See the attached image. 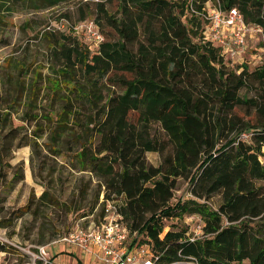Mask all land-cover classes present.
Returning <instances> with one entry per match:
<instances>
[{"label":"trees","instance_id":"trees-1","mask_svg":"<svg viewBox=\"0 0 264 264\" xmlns=\"http://www.w3.org/2000/svg\"><path fill=\"white\" fill-rule=\"evenodd\" d=\"M74 2L77 21L89 19L101 40L67 26L42 35L50 62L45 80L55 86L41 111L40 74L25 83L19 64L0 113V180L10 168L5 147L27 146L22 131L31 123L35 144L43 135L40 117L51 147L66 135L74 166L100 183L101 201L89 209L97 204L95 225L103 202L114 201L129 234L147 245L150 264H264V59L252 67L231 64L206 39L198 15L235 9L244 24L260 29L264 47V0H0V25L12 9ZM21 97L24 110L13 118ZM152 124L161 137L150 133ZM147 152L158 154L155 167L146 164ZM177 178L187 179L185 197L170 203ZM8 182H18L15 172ZM45 194L0 216V228L37 210ZM193 215L203 237L189 241L184 219ZM168 219L179 223L163 225ZM7 249L0 241V252Z\"/></svg>","mask_w":264,"mask_h":264},{"label":"rangeland","instance_id":"rangeland-1","mask_svg":"<svg viewBox=\"0 0 264 264\" xmlns=\"http://www.w3.org/2000/svg\"><path fill=\"white\" fill-rule=\"evenodd\" d=\"M78 17L75 2L37 11L17 8L5 15L3 25H0V113L9 102L6 96L11 95V90L16 86L19 64L26 68L25 83H29L28 79H33L37 73L40 74L41 82L37 85L42 86L35 103L39 111L47 107L49 97L51 98V93L47 89H52L55 84L54 82L48 84L45 80L49 74L50 62L47 40L42 35L46 32L59 33L66 26L75 29L82 24L81 21H77ZM246 34L251 37H246L247 48L243 62L252 67L264 59V47L260 45L261 37L255 32L250 30ZM23 104L22 97L14 102L11 117H20L24 110ZM38 122L43 126V135L35 144L31 131L33 125L37 123H31L26 131H22L30 138L28 145L15 148L16 142H12L2 153L4 161L5 157L8 158L10 168L4 169L5 179L0 180V216L6 217L10 212L23 206L30 197L36 199L42 193H46V199L41 201L39 208L37 210L34 208L31 214H25L10 221L5 228H0V241L8 245L6 253L0 252L2 253L0 264L30 263L27 252H34L37 246H46L48 256L60 264H96L78 249L56 242L76 225L84 227L95 224L97 204L90 212L89 209L93 206L94 200H99L102 195L100 183L74 166L71 155L75 148L72 142L65 141L66 135L53 143L56 148H52L47 132L48 122L40 117ZM13 123L20 124L16 120ZM150 133L159 137L162 134L156 124L150 126ZM144 158L149 166L155 167L159 162L157 153L147 152ZM14 172L18 182L10 184L8 180ZM186 187L187 179L177 178L170 203H174L179 197L184 198ZM211 204L215 207L219 204L216 195L213 196ZM62 205L66 209L69 208L70 212L66 213ZM74 208L79 210L74 211ZM171 223L179 222L175 219L163 221V225ZM51 232L56 233V236L48 239ZM43 238L45 241L38 244V240Z\"/></svg>","mask_w":264,"mask_h":264},{"label":"built area","instance_id":"built-area-1","mask_svg":"<svg viewBox=\"0 0 264 264\" xmlns=\"http://www.w3.org/2000/svg\"><path fill=\"white\" fill-rule=\"evenodd\" d=\"M198 15L207 24L204 32L206 39L216 45L224 59L231 63L244 61L243 55L247 48L246 37L249 35L246 33L248 31L251 30L260 36V29L244 24L235 9L221 11L218 8H209ZM78 28H83L86 40L93 42L101 40L91 21L82 22L75 30ZM184 222L187 225L189 241L199 240L203 237L202 221L198 216H189L184 219ZM56 243H64L78 249L96 264L151 263L147 245L138 242L135 232L129 234L121 221L114 201L103 202L102 217L98 225L90 224L84 227L76 225ZM27 254L30 256V263L26 264H60L48 256L46 246H37L34 252H27Z\"/></svg>","mask_w":264,"mask_h":264},{"label":"crops","instance_id":"crops-1","mask_svg":"<svg viewBox=\"0 0 264 264\" xmlns=\"http://www.w3.org/2000/svg\"><path fill=\"white\" fill-rule=\"evenodd\" d=\"M249 38L251 37L250 35L248 36ZM48 249V248H47ZM67 264H69V263H67Z\"/></svg>","mask_w":264,"mask_h":264}]
</instances>
